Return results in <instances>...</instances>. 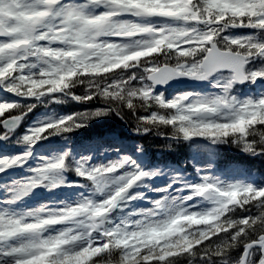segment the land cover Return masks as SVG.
I'll use <instances>...</instances> for the list:
<instances>
[{"label":"snow or ice","instance_id":"snow-or-ice-1","mask_svg":"<svg viewBox=\"0 0 264 264\" xmlns=\"http://www.w3.org/2000/svg\"><path fill=\"white\" fill-rule=\"evenodd\" d=\"M0 0V88L24 99L40 100L56 93L70 94V89L86 85V95L73 96L78 102L100 97L108 105L91 113H82L36 127L23 137L34 145L49 136L64 135L84 127L90 119L116 112L123 104L135 115L142 102L144 111H157L137 118L136 131L171 128L173 139L209 138L213 143L231 142L251 155L264 152V96L240 101L230 96L237 83H255L264 79V67L248 65L257 58L264 60V43L254 36L232 38L223 35L230 29L250 28L264 31V0H85L82 8L62 6V0ZM103 7L105 12L87 15V7ZM131 15L138 18H164L179 22L180 27L150 23L120 22L116 18ZM203 25V29L199 26ZM118 36L129 43H112L102 37ZM223 41V49L218 44ZM41 42H45L42 44ZM59 44L61 47H51ZM176 60L161 66L155 57ZM34 57L36 64L28 63ZM42 65L38 72L31 69ZM142 69L151 84L133 86ZM227 69L232 74L220 87L223 95L210 101L185 103L191 94L172 101L154 95L156 84L177 77L205 80L213 73ZM130 74L125 78L124 73ZM22 106L0 102V117L23 119ZM227 114L221 116V113ZM220 117V122L208 117ZM123 118V117H122ZM3 121H0L2 124ZM9 132L0 134L8 139ZM259 137L249 142L248 137ZM260 145V150H257ZM30 152L21 157L0 160V172L14 165L23 166ZM65 156L36 170V177L23 185L16 200L42 186L48 173L69 170ZM128 163L125 159L87 172L75 168L77 175L96 181L106 173H116ZM147 173L136 170L120 177L113 194L102 203L84 201L59 211H29L20 218L0 216V243L18 239V245L0 250V264H178V259L219 258L218 264H229L231 250L243 246L244 254L237 264H250L253 251L261 253L264 264V189L235 185L220 188L215 183L193 186L195 196L211 199L213 207L193 212L186 207L164 208L157 201L147 215L163 210L166 218L158 222L137 221L106 228L105 217L118 201ZM63 183V180L59 182ZM53 184L50 187H57ZM119 193V195H117ZM252 205L259 215L233 219L229 213L237 207ZM251 211V209H245ZM75 225L51 230L58 225ZM203 227H200V226ZM216 237L218 240H213ZM255 237V238H254ZM211 241V244L207 243Z\"/></svg>","mask_w":264,"mask_h":264},{"label":"rangeland","instance_id":"rangeland-1","mask_svg":"<svg viewBox=\"0 0 264 264\" xmlns=\"http://www.w3.org/2000/svg\"><path fill=\"white\" fill-rule=\"evenodd\" d=\"M29 3L35 7H39L38 0H29ZM85 4V0H68L62 1V6L67 8H82ZM87 15L100 14L106 11L103 7H87L83 9ZM120 22L131 23H150L157 28L162 25L171 27H180L179 22H174L170 19L164 18H138L131 15H123L116 18ZM203 27V25H201ZM223 35H228L232 38H241L254 36L258 42L264 43V31H258L250 28H234L225 32ZM102 39L108 40L112 43H129L127 39H123L118 36H108ZM45 44V42H41ZM223 48V41L219 43ZM51 47H61L59 44H53ZM172 65H175L176 60L174 58ZM170 61H172L170 59ZM163 62H169L163 60ZM28 63L36 64L37 61L34 57H30ZM42 65H37L36 68L31 69L32 72H38ZM264 67V60L257 58L252 61L248 68L257 70ZM138 71L139 76L137 80L133 81L134 87H139L145 82V73L142 69L133 70ZM130 73L126 71L124 73L125 78ZM231 76L227 73H219L210 78L207 85L202 90H188L181 89L171 93H160L154 95H163L165 101H172L186 94H191L189 100L185 103H191L195 101H210L217 96L223 95V91L220 87L215 85H222L226 82V79ZM87 93L85 92V95ZM230 96H235L238 100L244 101L248 99L256 100L264 96V79H258L255 83H249L243 88H233L230 91ZM0 102H8L18 104L21 107L20 111H27V107L35 105L31 111H27V115L23 119L17 120H0L3 121L0 124V134L6 131L10 133L8 139L0 140V160L8 158L12 160L16 157H21L24 153L30 152L31 156L27 158L23 166L14 165L7 167L6 171L0 172V216H9L14 218H20L22 215L29 211H38L43 209L44 213L51 211H59L67 207L77 206L84 201H90L92 203H102L105 199L110 197L115 189L119 186L117 181L120 177L127 176L128 174L140 170L147 175L140 181H137L127 193L118 201V204L113 208L105 217L106 228H114L116 226H123L125 224H135L137 221L158 222L166 218L163 210H156L155 215L149 216L147 213L149 210L154 209V204L157 201L163 202L164 208L172 209L173 211L177 207H186L193 212H204L210 210L214 205L211 199L204 200L202 197L195 196L191 201L185 203V197L193 194V186L201 185L205 183L204 178H210L209 183H215L220 188H226L235 185H246L245 180L237 178V170L229 169L224 173H214L211 167L212 159L208 158L207 150L213 143L209 138L205 137H193L191 139H181V143H191V161H189V169L187 172L180 171L176 168V163L163 161L164 164H156V166L146 164H140L142 155L138 154L140 146L134 144H127L122 139L114 135H108L102 137L103 142L97 143L93 148H71L68 142L63 140L64 135L49 136L47 139H42L32 146L23 142V137L28 132L36 127L57 121L63 117L61 114L55 115L53 113L54 104L61 102V94L56 93L52 96H46L39 101L35 98L24 99L18 97L12 93L4 91L0 88ZM7 113H5L6 115ZM227 113H221V116ZM1 118V117H0ZM220 122V117L210 118ZM65 163L69 165L67 171H57L47 174V179L44 181L40 188L41 192L34 195V192H30L27 196H23L21 199L16 200V197L20 195L23 190V185L28 184L36 177V170L45 167L46 165L56 162L58 159L65 156ZM125 159L128 163L123 167L117 169L116 173H106L104 176L98 177L94 182L86 178V176L77 175L74 170L80 167L83 171L87 172L94 168L106 167L115 163H120ZM164 167V168H163ZM195 173H193V172ZM190 173V175H188ZM234 173V174H232ZM63 180V183L59 182ZM53 184H59L57 187H50ZM37 191V189H33ZM51 193L50 196H45V193ZM73 228L75 225H58L54 226L50 234L55 235L57 229L61 228ZM200 227H203L202 225ZM79 231V229H76ZM213 240H218L214 237ZM18 239H12L5 243H0V250L19 244ZM211 244V241L207 242ZM261 253L259 251H253L250 256V264H259ZM229 264H237L240 258H228Z\"/></svg>","mask_w":264,"mask_h":264},{"label":"trees","instance_id":"trees-1","mask_svg":"<svg viewBox=\"0 0 264 264\" xmlns=\"http://www.w3.org/2000/svg\"><path fill=\"white\" fill-rule=\"evenodd\" d=\"M155 63H159L162 60V55L154 58ZM84 84H81L75 88L70 89L69 98L63 105L54 104L53 112L61 113L66 117L74 116L82 113H91L100 109L108 107L107 104L101 101L100 97H95L87 102L74 101L73 96L83 97L85 96ZM70 99V100H69ZM121 115H117L116 112H110L109 115L101 116L98 118L90 119L84 127L78 128L72 131L75 140H79L84 137H88L92 134H112L120 133L129 138L130 142H135L141 146L142 151L145 153L147 159L151 163L168 161L174 162L177 165L187 164V161L191 158V148L189 144L184 142L180 143L181 139H173L171 128L152 129L147 132L136 131L137 118L146 117L151 114L152 111H156L155 107L149 108L148 111H144V105L141 102L136 108L135 115L128 110L123 104L120 105ZM8 113L5 115V117ZM5 117H1L0 120H4ZM123 117V118H122ZM232 138H229V142H220L217 145L216 156L219 159V170L222 171L225 167L236 165L241 169L245 176L255 178L258 189H264V152H260L259 155H251L242 150L236 144L231 142ZM259 137L249 136L248 141H258ZM260 145H257V150H260ZM245 209H251L247 211ZM233 219H240L247 216L256 217L259 215L258 210L252 205L245 206L244 209L237 207L234 212L229 213ZM255 238V237H254ZM244 254L243 246H239L234 250H231L228 258H241ZM219 258L216 256L211 257V264H218ZM178 264H190V258L178 259ZM191 264H209L208 259L201 260L199 257L191 260Z\"/></svg>","mask_w":264,"mask_h":264},{"label":"water","instance_id":"water-1","mask_svg":"<svg viewBox=\"0 0 264 264\" xmlns=\"http://www.w3.org/2000/svg\"><path fill=\"white\" fill-rule=\"evenodd\" d=\"M219 71H229V70L221 69ZM219 71H217V72H219ZM215 73H213V74H215ZM212 75H210V76H212ZM203 81L204 80L190 79V78H187V77H177V78L168 80L167 83L156 84L155 87H154V90H155V92H159L161 90L168 89V88L179 89V88H182V87H184V88H186V87H194V86L199 87V86L203 85ZM149 82L151 83V81H149ZM239 84H243V83H239Z\"/></svg>","mask_w":264,"mask_h":264},{"label":"clouds","instance_id":"clouds-1","mask_svg":"<svg viewBox=\"0 0 264 264\" xmlns=\"http://www.w3.org/2000/svg\"><path fill=\"white\" fill-rule=\"evenodd\" d=\"M117 195H119V193H117Z\"/></svg>","mask_w":264,"mask_h":264}]
</instances>
